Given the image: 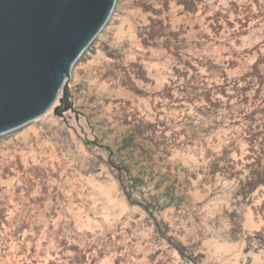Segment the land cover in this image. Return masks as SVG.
<instances>
[{
    "label": "rangeland",
    "instance_id": "obj_1",
    "mask_svg": "<svg viewBox=\"0 0 264 264\" xmlns=\"http://www.w3.org/2000/svg\"><path fill=\"white\" fill-rule=\"evenodd\" d=\"M214 1L212 9L226 12L244 5L248 17L216 33L207 15H184L172 3L164 16L173 29L189 26L180 57L175 46L136 53L149 16L139 0H117L72 69L77 114L56 115L61 93L45 115L0 136V264H264V241L255 239L264 227V185L236 196L250 167L264 163L262 123L254 142L245 125L252 66L264 57V0ZM121 47V67L139 63L148 81L111 59L108 49ZM192 67L195 87L183 76ZM161 121L168 132L150 148L152 159L134 152L144 148L140 140L155 139ZM217 160L234 168L231 179L215 172ZM142 178L133 191L129 180Z\"/></svg>",
    "mask_w": 264,
    "mask_h": 264
},
{
    "label": "water",
    "instance_id": "obj_2",
    "mask_svg": "<svg viewBox=\"0 0 264 264\" xmlns=\"http://www.w3.org/2000/svg\"><path fill=\"white\" fill-rule=\"evenodd\" d=\"M117 0H0V136L73 110V67L107 25Z\"/></svg>",
    "mask_w": 264,
    "mask_h": 264
},
{
    "label": "trees",
    "instance_id": "obj_3",
    "mask_svg": "<svg viewBox=\"0 0 264 264\" xmlns=\"http://www.w3.org/2000/svg\"><path fill=\"white\" fill-rule=\"evenodd\" d=\"M148 1V0H146ZM214 0H158V7H154V9L152 8H146V2L145 0H139V3L137 4L139 8H142L144 13L148 14V25L144 26L142 28V31L140 33V38H141V44L142 46L140 47V49H138V51L136 53L139 54V52H150V49L155 48L154 46H160L159 48H164L166 50L171 49V47L175 46L177 47V49H174L175 51V55L176 56H180L179 55V49L185 48L186 46H183L181 44V42L183 41V37L185 36L186 32L189 31V26H187L186 28L183 27H179L177 29H173L172 24L170 22V20L166 19V17L164 15H168V13L170 12L171 9V4L174 3V7H178V12H181L184 15H190V17H196V15L198 14H202L203 16H208L209 20L207 22L210 23L211 27L213 28L214 32L218 33L222 30H225V27L229 30L233 29L234 27V23L237 22L241 25V21L243 20V18H247L248 15L245 14V12L248 11V8L244 5H239L236 2H233L230 4L229 8L227 9L228 11L226 12L225 9H212L211 7L216 5V2ZM152 5V4H150ZM173 7V8H174ZM118 8V7H117ZM116 8V10H117ZM158 8V9H157ZM242 9V12H241ZM120 10H118L119 13ZM244 15V17H240V15ZM181 14V15H182ZM209 14V15H208ZM119 15V14H117ZM194 28H196L197 30L200 28L198 24L195 23ZM175 31H177L176 33H174ZM172 42H174V44H172ZM95 43L92 44V46ZM108 53L111 56V59L114 61H117L120 65V63L125 62V49L121 48H110L108 49ZM261 61V62H260ZM207 65V64H206ZM205 65V67H206ZM121 67V65H120ZM123 71H125L126 73H128L129 75V71L132 72L133 70L136 71L138 73L139 76V81L141 82H146L148 81L146 79V70L142 67V65H140L137 62H132V65L130 66H124L121 67ZM126 69H129V71H126ZM194 74H191L190 76H188L187 74H183V76H186V80L187 82L189 81V85L190 87H195L196 85H192L193 82H195L197 80V75L198 72L196 71V69L194 67H192ZM212 69L217 73H223L225 72V69H222L221 67H219L218 65H213ZM132 70V71H131ZM189 78V80H188ZM191 78V79H190ZM250 79H251V83L255 82V86L254 89H251V91L255 94L254 99L251 101V104L248 106V119L246 118V124L245 125H249L252 127V142H254V135L255 132L254 127L255 126H259L262 123V126H260V130L264 131V57L261 58L259 60V62L255 65L252 66V70H251V75H250ZM249 84V83H248ZM187 84H184V88H186ZM132 92L134 89H131ZM171 89L167 88L164 90H159L157 94H160L162 92H166L169 91ZM144 89L142 91H135L134 93L138 94V95H142L144 94ZM185 94H187V92H185ZM73 104V103H72ZM127 107H130L132 105V103H130L129 101L125 102ZM223 106V103H222ZM72 113L77 114L75 107L73 105V110L70 111ZM69 113V112H67ZM58 116V115H57ZM58 117H62L65 118V114L63 116H58ZM167 122H159V125L157 124V127L159 129H152L153 126L152 124L147 125L146 129L147 131H152L154 130L153 135L155 136V139L153 138H149V139H142L140 140L139 144L140 146L144 147L143 149H134V152L138 151V155H142L144 157H147L149 159H152L151 157L153 156L152 154H154V150L150 149L152 147H154L155 149L157 148V143H161L162 141H160V139H165L166 137V133L168 132V127H167ZM246 127V126H244ZM152 129V130H151ZM131 131L132 134L135 135V132ZM156 132V133H155ZM157 133H160L159 136L157 135ZM157 136L159 138V140H157ZM152 137V136H151ZM251 137V136H250ZM263 137H260L257 141L258 143V150L259 148H261V157H264V141H263ZM132 138V137H131ZM257 153V151L254 149L253 154ZM137 154V153H136ZM156 154V153H155ZM221 160H225L224 157H221ZM215 172L220 171L222 172L226 177H228L229 179H231L232 175L234 173H230L229 170H234L233 167H231L230 165H227V163L224 162L223 166L221 167V161L217 160V162L215 164L212 165ZM221 169V170H219ZM159 175V174H158ZM157 175V176H158ZM171 176V175H170ZM163 176H161L160 178H162ZM164 179V178H162ZM143 180V181H142ZM139 179L138 181H132L129 180L130 183L133 186V191H137L138 189V184L139 186H141V184H143L145 181L142 178ZM136 182H138L136 184ZM172 187L170 188L171 192L172 190L176 187L175 182L172 181L171 183ZM264 185V163H254L252 165V167H250L249 169V173L245 178V181H241L240 183V187L238 189V193L236 191V196L241 197L243 199L247 198L249 195L253 194L256 190H258L260 187H262ZM136 186V187H135ZM132 191V193H133ZM152 219H154L153 217H151ZM230 231H235L236 233H241L240 229L234 226ZM158 235L159 237H161L162 235L157 232V234H155V236ZM256 240H259L261 243L262 241H264V227L261 229V231H259L256 236H255ZM154 259V258H153ZM160 264H166L164 262H160Z\"/></svg>",
    "mask_w": 264,
    "mask_h": 264
},
{
    "label": "bare ground",
    "instance_id": "obj_4",
    "mask_svg": "<svg viewBox=\"0 0 264 264\" xmlns=\"http://www.w3.org/2000/svg\"><path fill=\"white\" fill-rule=\"evenodd\" d=\"M57 110V109H56Z\"/></svg>",
    "mask_w": 264,
    "mask_h": 264
}]
</instances>
